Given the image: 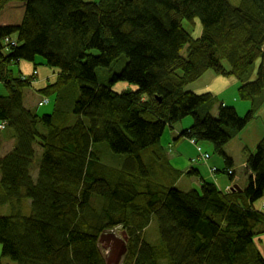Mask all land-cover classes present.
<instances>
[{
  "label": "trees",
  "instance_id": "obj_1",
  "mask_svg": "<svg viewBox=\"0 0 264 264\" xmlns=\"http://www.w3.org/2000/svg\"><path fill=\"white\" fill-rule=\"evenodd\" d=\"M12 1L25 10L0 25V206L12 210L0 215V264H107L99 238L116 226L128 235L123 264H264V136L242 192L175 187L161 144L193 116L174 141L195 154L192 139L212 142L234 178L223 148L264 99V0H0V11ZM40 58L59 69L41 88ZM208 71L235 79L244 116L224 103L207 111L221 94L192 88ZM120 81L130 85L116 92Z\"/></svg>",
  "mask_w": 264,
  "mask_h": 264
},
{
  "label": "crops",
  "instance_id": "obj_2",
  "mask_svg": "<svg viewBox=\"0 0 264 264\" xmlns=\"http://www.w3.org/2000/svg\"><path fill=\"white\" fill-rule=\"evenodd\" d=\"M25 10V2H19V1H12L8 4H6L3 9L0 11V25H11V24H19L22 21L23 14ZM39 61L42 64V68L39 70V76H38V82L37 85L39 88L44 87L47 84H50L51 82L56 81L57 74L59 72V69L53 66H49L43 61L41 58ZM33 70L32 63L20 61L19 63V71L23 72L24 74H30ZM233 78L230 77H224L221 75H217L213 71H208L202 78L199 80L198 85H194L192 89L195 90H206L210 89L211 92L215 95L221 94V92L226 88L228 85H236V81L231 80ZM125 86H129L127 84H124ZM249 102L246 101H239L236 100V103L234 104L237 111L244 112L248 108ZM241 110V111H240ZM48 111V110H45ZM190 125V123H185V125H181L178 128L172 129V131H168L164 134L163 137V144L165 145L163 147L164 151L167 154V157L169 161H171V164H173L174 167L182 168L183 170H186V173L180 175V177L177 178L176 184L183 178L185 175L191 170L192 168L196 167L198 170V173H194V175H197V177L200 179V183L203 180H209L211 179L213 183L215 182L216 185L221 189L224 190L228 187H233L235 184L239 185L243 190L247 188L250 182V178L252 176V171L247 165V159L242 161L241 166L243 167L242 174H236V178L230 177V180H232V183L230 184L228 181V178L225 174H221L220 172L224 173V168L222 167V159H220L217 156H214L213 158L204 163L203 161H199L196 158L197 150L196 146L194 149L196 150V154L191 151L190 146L187 144L188 142L184 139H180L179 142H175L174 139L180 135V131H182L183 128H186ZM258 130H255V124L251 122L247 125L245 129H243L241 132L238 133V135L233 138L231 141H239L242 144L248 143V145H245L243 148L247 151H250L251 148L253 149L259 140L264 136V125L257 124ZM166 141V142H165ZM166 146L171 148L172 153L169 155L167 153V150L165 149ZM180 147H184L181 149ZM242 149V150H243ZM170 151V152H171ZM233 154L228 153V157L232 158V168H235V163L237 160L232 156ZM241 160V158H240ZM216 167L218 170L215 173H212L210 168ZM178 170V169H177ZM211 182V181H210ZM238 192V190H237ZM254 207L260 208V201H257L253 205ZM260 249L262 253L264 254V234L261 236V244Z\"/></svg>",
  "mask_w": 264,
  "mask_h": 264
},
{
  "label": "rangeland",
  "instance_id": "obj_3",
  "mask_svg": "<svg viewBox=\"0 0 264 264\" xmlns=\"http://www.w3.org/2000/svg\"><path fill=\"white\" fill-rule=\"evenodd\" d=\"M88 1H98V0H88ZM230 1L233 4L236 5V4L239 3L240 0H230ZM185 26L189 30H191V28H192L190 25H188L187 22H185ZM194 28H195V30L192 32V34L195 37H197V36L200 35V33L202 31V24H201L199 19H196ZM186 54H187V48H185L182 51L181 55L183 57H186ZM259 63H260V61H257L256 64H255L254 69H253L254 71H253L252 77H254L256 75ZM118 70L120 71V69H118ZM231 80H234V79H231ZM197 82H199V81H197ZM124 84L128 85V83H126L125 81H120V82L116 83L115 87L117 89H120L121 87L125 86ZM194 84L195 83H191L190 85H194ZM238 87H239V84L237 86L228 85L226 88H224V90L221 92V95L217 96L216 99L214 98L215 101H214L213 106L210 105L207 108V111L209 113H211V114L217 115L218 104L219 103H224L226 105L229 104L230 106L235 107L234 104L236 103L237 99L239 101L243 102V100L238 96ZM131 88H133L132 85H131ZM201 92H204V91H201ZM246 102H249V101H246ZM247 104H248V108L244 112H240V113L238 112V114L240 116H244L247 113V111L250 109V107H251L250 102L247 103ZM52 109H53V105H49V106L45 107V110H48V111H42V112L43 113L44 112H50ZM255 113H256V117L251 122H253L255 124V130H258L257 124H260L262 126L264 125V99H260L259 100V104L257 105ZM193 121H194V117L193 116H188L183 121L178 122L177 124H175V127L178 128L181 125H185V123H190V124L192 123L193 124ZM251 122H249V124ZM168 128H169V130H167L166 132H168V131L171 132L172 129L169 126H168ZM5 133L9 134V131H4L2 133V135L5 134ZM163 140L164 139L161 140V144L163 143ZM261 140L262 139L259 140L257 145L260 143ZM107 145H106V143L105 144H101V146H105V147H107ZM198 145L202 147L203 151L209 152L212 158L214 156H217L220 159H222V167L224 169L228 168V165H227L226 160H225V156L220 154V152H218L216 150L214 144L212 142H210V141H199V143L195 145L196 146V150H197V154H196V158L195 159H197L198 155H199V151H198V148H197ZM245 145H248V143L241 145V143L239 141H230L223 148V151L225 152L226 156L228 155V153H231V154H233L232 156L237 160V162L235 163L236 167L232 169V170L235 171L236 174H242V170H243V167L241 166L242 161H244L246 159L248 160V157L250 156V154L256 152L257 145L253 149L251 148L250 151H247L246 148H245V150L243 149L245 147ZM108 148H110V147H107V149ZM153 148H155V147H153ZM165 149L167 150V153L169 155L172 153L170 147L166 146ZM249 152H251V153H249ZM153 153L156 154V152H154V151H153ZM109 155H110L109 153H105V155L102 157V159H104V161L112 163L113 160L111 158L107 157ZM111 155L115 156L114 154H111ZM240 158H241V160H240ZM210 159L211 158H209L207 161H209ZM199 161H203V160L199 159ZM194 168H196V167H194ZM177 169L182 174L186 173V170H183L181 167L177 168ZM223 170H220V171H223ZM220 173L221 174H225L226 177L228 178L229 183L230 184L232 183V180H230V176L226 172V170H225L224 173H222V172H220ZM173 174H175V171H173L171 169V174L167 176V179H168L167 182L171 183V181L176 179L177 176L173 175ZM206 181L213 182L211 179L206 180ZM200 184H201L200 183V179L197 177V175H193L192 173L191 174L188 173V174L185 175V177H183L176 184V186L179 189L183 190V191H189V190H192V189H199L200 188ZM11 211L12 210L10 209V207L8 209H5L4 207L0 206V215L1 214L8 215V214L11 213ZM263 234H264V232H262L261 236ZM146 239L148 241L152 242V243H156L160 239L158 223H157V220L155 218L152 220L150 226L147 228ZM127 240H128V235H127L125 229L123 227H120V226L119 227L116 226V227H114V229L112 228V230L111 229L107 230V231L103 232L100 235L99 247H100L101 251L104 254V257L106 259V263L107 264H123L124 257H125L126 252H127ZM1 254H2V244L0 243V256H1ZM2 262L5 263V264H8V263H11V260H9L7 258H3Z\"/></svg>",
  "mask_w": 264,
  "mask_h": 264
},
{
  "label": "built area",
  "instance_id": "obj_4",
  "mask_svg": "<svg viewBox=\"0 0 264 264\" xmlns=\"http://www.w3.org/2000/svg\"><path fill=\"white\" fill-rule=\"evenodd\" d=\"M45 101L47 103L49 100H45ZM191 142L197 144V142H196L195 139H192ZM197 148H198V151H199V155H198V158L197 159L198 160L201 159V160H203L204 163H206L207 160L210 158V154L208 152L202 151V147L199 146V145L197 146ZM210 170H211L212 173L217 172V168L216 167H211ZM230 173H232V171H230ZM262 205L264 207V199L262 201Z\"/></svg>",
  "mask_w": 264,
  "mask_h": 264
},
{
  "label": "bare ground",
  "instance_id": "obj_5",
  "mask_svg": "<svg viewBox=\"0 0 264 264\" xmlns=\"http://www.w3.org/2000/svg\"><path fill=\"white\" fill-rule=\"evenodd\" d=\"M202 77H203V76H202ZM202 77H201V78H202ZM201 78H200V79H201ZM200 79H198L197 81H199ZM126 88H127V86H123V87H121L120 89L115 88V91H116V92H120V91H122V90H125ZM144 97H145V96H144ZM160 101H161V99H160ZM176 124H177V123H176ZM191 124H192V123H191ZM191 124H190V125H191ZM168 126H169V125H168ZM168 126H167V127H168ZM169 127H170V126H169ZM170 128H171V129L176 128V127H175V124H174L172 127H170ZM187 128H188V127L183 128L182 131L185 130V129H187ZM168 129H169V128H168ZM182 131H180V134L182 133ZM106 151H107V150H106ZM234 178H236V177H234ZM234 178H233V179H234ZM174 186L177 187V186H176V182H175Z\"/></svg>",
  "mask_w": 264,
  "mask_h": 264
},
{
  "label": "water",
  "instance_id": "obj_6",
  "mask_svg": "<svg viewBox=\"0 0 264 264\" xmlns=\"http://www.w3.org/2000/svg\"><path fill=\"white\" fill-rule=\"evenodd\" d=\"M232 189L234 190V191H240V192H242L243 191V189L241 188V187H239V185H237V184H235L233 187H232Z\"/></svg>",
  "mask_w": 264,
  "mask_h": 264
}]
</instances>
